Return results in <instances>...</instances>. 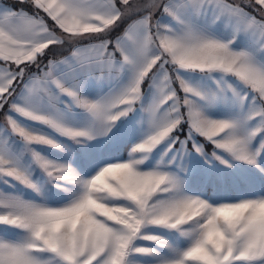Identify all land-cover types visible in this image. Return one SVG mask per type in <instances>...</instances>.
Wrapping results in <instances>:
<instances>
[{"label": "snow or ice", "instance_id": "obj_1", "mask_svg": "<svg viewBox=\"0 0 264 264\" xmlns=\"http://www.w3.org/2000/svg\"><path fill=\"white\" fill-rule=\"evenodd\" d=\"M0 264H264V0H0Z\"/></svg>", "mask_w": 264, "mask_h": 264}]
</instances>
